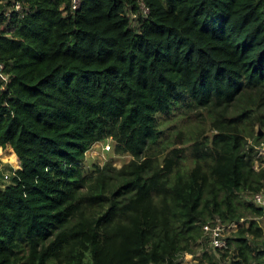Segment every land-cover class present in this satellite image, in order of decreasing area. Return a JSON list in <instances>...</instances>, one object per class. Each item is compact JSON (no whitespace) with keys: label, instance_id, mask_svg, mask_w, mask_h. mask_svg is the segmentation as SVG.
<instances>
[{"label":"trees","instance_id":"trees-1","mask_svg":"<svg viewBox=\"0 0 264 264\" xmlns=\"http://www.w3.org/2000/svg\"><path fill=\"white\" fill-rule=\"evenodd\" d=\"M18 1L0 0V147L20 163L0 264H182L205 224L264 217L240 198L264 189V0ZM183 109L204 114L191 145L156 150ZM109 140L131 160L86 165ZM263 237L240 225L228 264H264Z\"/></svg>","mask_w":264,"mask_h":264},{"label":"rangeland","instance_id":"rangeland-1","mask_svg":"<svg viewBox=\"0 0 264 264\" xmlns=\"http://www.w3.org/2000/svg\"><path fill=\"white\" fill-rule=\"evenodd\" d=\"M143 9V8H142ZM202 112V111H201ZM204 114H198L197 111L193 109H183L181 112L179 111L173 116H161L160 117V129L162 134L160 136V144L156 146V150H159L163 143H165L168 139L175 140L174 146L176 148H188L191 143L186 142L184 136L182 138L184 141L177 143V133L184 132L188 136V132L191 130H195L196 126L199 124L201 120V116ZM258 128V127H257ZM206 132L203 133V137L211 138V136L215 133L214 131L209 129V126L206 127ZM174 138V139H173ZM110 144L113 145L111 140L107 142H97L94 143L87 151H86V162L85 164L88 166L93 165L94 163L102 166L105 163L111 161L114 166L117 168L121 167L123 164L127 163L131 160L132 156H116L112 151H105V147ZM249 145H253L252 141L249 140L247 142V148ZM255 151V161L254 166L257 169L259 167V163L264 164V140L258 144L253 146ZM9 150V151H8ZM189 150V149H188ZM188 150L186 151L188 153ZM13 153L15 156V161L11 162V160L7 159L9 153ZM109 152V153H108ZM165 152L160 154V158L164 156ZM188 156V154H186ZM185 163H189L186 161ZM20 168V163L17 160V157L13 150L10 147L3 149L0 147V187L4 188L5 186L12 183L11 179L13 177V172ZM8 176V179L5 178ZM264 193V189L261 191ZM251 194L249 192H242L240 198L246 204L250 203ZM254 220L263 230L264 234V217L257 216L255 214L249 213L247 217L243 218L239 223L237 228L228 229L224 231V237L232 238L234 234L238 230L239 226H243L247 228L250 224V221ZM250 241L253 239L249 237ZM264 241V237L257 243V247L261 250L264 249L262 242ZM253 242V241H252ZM222 254H226L225 257H221ZM236 254V243L232 242L231 246L228 250L220 253V256L216 257L214 251L211 247V244L208 239L203 237L201 240L193 248L192 254L184 253L181 256H178V260L182 262V264H210V262H217L218 264H228ZM47 264H52V261H48Z\"/></svg>","mask_w":264,"mask_h":264},{"label":"built area","instance_id":"built-area-1","mask_svg":"<svg viewBox=\"0 0 264 264\" xmlns=\"http://www.w3.org/2000/svg\"><path fill=\"white\" fill-rule=\"evenodd\" d=\"M72 2V9L76 10L80 4V0H71ZM143 8V9H142ZM14 9L20 10L21 9V3L18 0H14ZM141 9L147 13V8L142 4ZM111 145L108 144L105 147V151H110ZM5 178L8 179V176H5ZM250 203L255 205L256 207L264 208V193L263 192H257L251 194L250 197ZM238 223H231L229 225L221 224L220 222H217L215 225L211 224H205L203 226V237L209 240L211 247L214 251V254L216 257L220 256V253H223L224 251L228 250L229 245L227 241V237H224V231L228 229L237 228Z\"/></svg>","mask_w":264,"mask_h":264},{"label":"bare ground","instance_id":"bare-ground-1","mask_svg":"<svg viewBox=\"0 0 264 264\" xmlns=\"http://www.w3.org/2000/svg\"><path fill=\"white\" fill-rule=\"evenodd\" d=\"M8 151H9V150H8ZM7 159L11 160V162H12V161L14 162V161H15V156H14V154L10 152V153L8 154V156H7Z\"/></svg>","mask_w":264,"mask_h":264}]
</instances>
